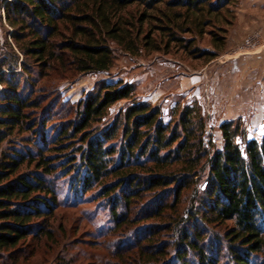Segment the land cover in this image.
Instances as JSON below:
<instances>
[{
  "label": "trees",
  "instance_id": "obj_1",
  "mask_svg": "<svg viewBox=\"0 0 264 264\" xmlns=\"http://www.w3.org/2000/svg\"><path fill=\"white\" fill-rule=\"evenodd\" d=\"M239 2L5 0L0 264H35L38 249L57 245L58 207L94 202L108 221L98 264H264V135L223 122L212 149L195 108L165 123L130 83L99 81L75 103L60 88L108 72L115 51L210 61ZM205 37L216 53L196 46ZM120 101L129 103L104 122Z\"/></svg>",
  "mask_w": 264,
  "mask_h": 264
},
{
  "label": "rangeland",
  "instance_id": "obj_2",
  "mask_svg": "<svg viewBox=\"0 0 264 264\" xmlns=\"http://www.w3.org/2000/svg\"><path fill=\"white\" fill-rule=\"evenodd\" d=\"M4 2L0 0V47L9 31L5 25ZM239 3L234 7V23L225 27L226 46L214 59L195 60L180 51L168 55L141 51L136 56L115 51L114 64L108 72L88 73L62 83L63 97L75 103L99 81H122L132 84L136 101L158 106L165 123L175 121L183 107L198 110L204 118L202 140L207 139L204 146L210 142V148H220L218 127L228 121H240L248 139H259L264 135V45L255 46L257 38L253 33L234 36ZM196 46L216 53L207 37L198 39ZM253 55L261 59L255 62ZM128 103L120 101L111 106L103 121L108 123ZM60 181L57 184L63 198L66 186ZM107 223V210L101 211L97 202L76 208L58 207L53 219L57 245L50 242L46 248L38 249L33 262L98 264L97 259L107 251L98 227Z\"/></svg>",
  "mask_w": 264,
  "mask_h": 264
},
{
  "label": "crops",
  "instance_id": "obj_3",
  "mask_svg": "<svg viewBox=\"0 0 264 264\" xmlns=\"http://www.w3.org/2000/svg\"><path fill=\"white\" fill-rule=\"evenodd\" d=\"M237 11L238 24L234 36L236 34L241 36L240 33H253L258 43L255 46L264 45V0H241ZM256 57L258 58L256 59ZM260 59L259 56L253 55L252 60H255V62ZM237 62L235 60V63Z\"/></svg>",
  "mask_w": 264,
  "mask_h": 264
},
{
  "label": "built area",
  "instance_id": "obj_4",
  "mask_svg": "<svg viewBox=\"0 0 264 264\" xmlns=\"http://www.w3.org/2000/svg\"><path fill=\"white\" fill-rule=\"evenodd\" d=\"M207 143V139L205 138V140L203 141V144L205 145Z\"/></svg>",
  "mask_w": 264,
  "mask_h": 264
}]
</instances>
